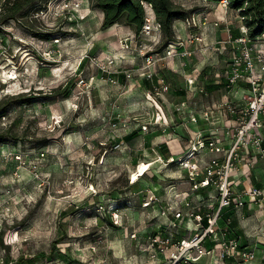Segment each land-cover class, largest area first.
Masks as SVG:
<instances>
[{
  "label": "rangeland",
  "instance_id": "rangeland-1",
  "mask_svg": "<svg viewBox=\"0 0 264 264\" xmlns=\"http://www.w3.org/2000/svg\"><path fill=\"white\" fill-rule=\"evenodd\" d=\"M76 1L77 11L62 12L65 4ZM201 1L173 0L189 15L200 11ZM37 3L35 11L28 9L17 19L6 21L4 12L0 15V99L22 93L37 96L31 104H10L0 116V133L6 138L0 142V264H19L20 258H33L23 264H144L140 230L152 232V225L156 229L163 221L158 204L142 205L150 196L145 189L152 190L145 184L167 189L179 177L186 179L178 162L164 163L161 152L166 150L160 144L167 145L169 154H182L196 128L182 124L173 106L186 100L198 108L223 96L221 88L193 94L185 87V77H195L204 86L210 79L218 82L234 47L209 45L225 29L222 21L216 27L209 24L210 18L206 23L214 29L204 32L207 48L187 43L193 32L183 24L182 32L174 28L191 54L156 65L147 77L162 76L170 83L168 93L156 98L166 124L147 95L152 88L144 86L145 76L138 73L143 65L139 46L148 43L147 36L128 34L121 23L102 28L103 15L91 8V0ZM210 5L221 10L218 2ZM218 15L230 22V32L237 29L239 12L227 9ZM36 32L49 33V39ZM125 36L131 38L129 50L119 48ZM155 47L160 52L159 44ZM111 56L118 59L116 65L111 73L102 72L95 62ZM134 176L138 183L133 187ZM155 194L162 206L173 198L172 192ZM210 202L192 203L204 210ZM260 210L237 218L249 245L257 246L255 260L243 264H264ZM113 212L119 214V224L112 221Z\"/></svg>",
  "mask_w": 264,
  "mask_h": 264
},
{
  "label": "built area",
  "instance_id": "built-area-1",
  "mask_svg": "<svg viewBox=\"0 0 264 264\" xmlns=\"http://www.w3.org/2000/svg\"><path fill=\"white\" fill-rule=\"evenodd\" d=\"M218 3L221 12L226 14L229 0H220ZM79 4L78 1L68 2L62 12L64 13L68 8L77 11ZM144 12L145 22L140 33L149 39L148 43L139 46L143 65L138 73L147 78L152 75V66L156 62L184 58L190 55L191 51L184 48L186 44L177 33L174 39L167 41L162 51H155V46L161 39L160 26L156 21L151 3H144ZM209 22L207 13H202L199 17L198 13L184 17L181 24L193 32L187 39V43H202L206 47L204 32L205 25ZM222 22L227 30L225 41L230 42L234 47L233 55L224 73L225 82L221 87L223 96L210 104H202L198 108L191 107L186 100L173 106V110L182 120L187 119L188 122L197 126L199 124L184 153L171 154L164 158L166 165L178 162L180 169L186 170L182 174L186 178L188 190L187 192L174 191L171 184L167 188V192H172L171 203L166 202V205L162 206L159 196L153 190L145 189L150 196L145 197L142 205L158 204L163 221L156 223L155 226L157 229L168 231L165 236L157 231L147 234V248L153 251L149 256L156 257L155 247L158 251L167 252L164 264H201L198 262L199 258L206 255L222 262H225V259L234 261L226 264L251 263L255 260L256 244L240 248L239 241L230 237L226 226L219 225L218 220L224 209L232 208L238 217L239 213L243 215L244 206L255 205L258 208H264V184L235 187L238 179H241L240 177L236 179L234 175L239 165L245 163L243 157L250 159V162L258 159L264 162V33L250 39L246 35L248 28L243 24L240 16L237 25L240 34L232 38L228 23L225 20ZM209 24L216 27L221 24V21L216 20ZM130 39L126 36L121 38L119 48L129 50ZM95 59V56L91 57V60ZM116 61L118 59L111 56L95 63L102 72L111 73L110 68L116 65ZM126 75L130 74L127 72ZM156 79L157 83L153 84L152 90L147 95L156 104L167 124L169 123L167 116L156 98L168 93L170 83L162 76H157ZM185 79V87L188 91L193 94L207 95L206 87L195 77L187 76ZM238 91L240 94H237ZM219 127L221 133H218ZM203 151L212 154L204 162L201 158ZM181 178L177 180L184 182L185 180ZM135 181L131 178V183ZM201 189H207L208 201H211L204 206L203 211L196 209L192 203L197 202L193 200V197H197V191ZM210 191L215 192L216 195L213 196ZM111 218L115 224H119L117 212H113ZM184 222L193 226L192 229L190 228L192 234L178 238L182 232L186 231L180 226ZM187 224L185 226L189 228ZM187 231L189 233L190 230ZM131 237H135V234L132 233ZM206 240L215 241L217 247H205Z\"/></svg>",
  "mask_w": 264,
  "mask_h": 264
},
{
  "label": "trees",
  "instance_id": "trees-1",
  "mask_svg": "<svg viewBox=\"0 0 264 264\" xmlns=\"http://www.w3.org/2000/svg\"><path fill=\"white\" fill-rule=\"evenodd\" d=\"M210 2H219L220 0H207ZM2 9L0 10V15L4 12V20L17 19V15H25L28 9L35 11L37 7V0H3ZM151 3L153 12L156 16V21L158 22L161 30V39L159 42V51H162L167 44V41L175 38L176 32L174 30V21L182 20L184 17L189 15V10L184 7L176 5L173 0H91L90 6L93 9H97L103 15L101 21V27H110L113 24L121 23L128 28H130L135 35L140 34V29L145 22V12L144 3ZM24 7L27 9L23 10ZM228 9L236 10L242 17V22L248 28L246 35L250 39L264 33V0H229ZM26 11V12H25ZM234 30V31H233ZM231 32V37H236L240 34L239 29H233ZM36 35L41 39H49V33L36 32ZM86 59L80 62V66H84ZM227 69V68H226ZM204 70V69H202ZM225 73V72H224ZM224 73L220 74L218 82L208 80L205 82V87L207 92H212L221 88L225 82ZM212 75V74H211ZM214 79V78H213ZM144 86H147L150 90L152 85L157 82L156 77L148 79L146 77H141ZM67 82L66 85H68ZM180 95H184L183 90H177ZM50 93L49 95H51ZM22 94L17 95H7L0 99V116L5 115L8 106L13 103L18 105L31 104L36 101L34 95L22 96ZM67 97V96H66ZM183 101V100H182ZM135 132H131L130 135H134ZM6 141L5 134L0 133V142ZM160 146L164 147L166 152H161L164 158L171 156L169 151H167V145L162 143ZM146 173V171L144 172ZM253 182L251 185H259V182L255 181V175L253 176ZM138 181H135L131 186H135ZM203 211V209H198ZM248 211H254L252 208L249 209L246 206L243 207V214L245 215ZM237 214L232 208L224 209L219 216V225H225L228 230V235L239 241L240 248L248 247L249 240L243 233L242 228L237 224ZM229 219V221L227 220ZM228 221V222H227ZM112 224V223H111ZM183 235L178 236L180 238ZM217 247L215 241L206 240L205 247ZM33 258H20L17 263L23 264L24 261ZM226 263L234 262L232 259H225Z\"/></svg>",
  "mask_w": 264,
  "mask_h": 264
},
{
  "label": "crops",
  "instance_id": "crops-1",
  "mask_svg": "<svg viewBox=\"0 0 264 264\" xmlns=\"http://www.w3.org/2000/svg\"><path fill=\"white\" fill-rule=\"evenodd\" d=\"M211 3H214V2H210V1H207V0H202L201 1V6H200V11L198 12V17L202 13H207L208 16H209V18H210V20H212V21H216V20L223 21V20H225V22L228 23V25H229L230 22L227 21L226 18L218 17L219 16L218 14H221V12H220L221 10H215L214 11L210 7L211 6L210 5ZM181 25H182L181 23H178V24L174 23V28L177 31H181V30L183 31L184 28H182ZM175 26H177V27H175ZM236 28H237V26H236ZM124 29H125V31L128 34H133L134 35V32L130 28H128V27L126 28L125 27ZM218 29H220V28H218ZM205 30L206 31H208V30L213 31L214 29H213L212 26L208 25V27L207 26L205 27ZM177 31H176V33H177ZM225 31H226V28L225 29L221 28L220 31H219L220 34L218 35V33H217V36H216V39H215L216 41H213V43L210 41L209 45H213L214 43L216 44V42H220V43H230V42H226L225 41V39L227 37V34H225V36H224ZM230 45L233 46V44H231V43H230ZM184 48H185V46H184ZM184 48H181V49H184ZM171 59H177L178 61L180 60V58H171ZM168 60H170V59H168ZM168 60H162V61L156 62L152 67H155L156 65L157 66H162V65H164L165 62L168 63ZM170 89H171V87H170ZM237 94H240L239 91H238ZM191 107H195V106H191ZM181 123L182 124H186V123L187 124L188 123L189 124H193V123L188 122L187 119L181 120ZM193 125L196 128H192L191 129V131H190L191 137L194 134V132L198 129L197 124H193ZM217 130H218V133H221V128L220 127ZM263 135H264V132H263ZM176 155H178V154H176ZM211 156H212L211 153L205 152V151H203V153L201 154V158H202L203 162L204 161H207ZM243 159H244V162L245 163L240 164L239 167H238V170L234 172V175L236 176V179H237V177H240V179H241V180L238 179L237 183L235 184V187L241 188V187H247L248 185H251V183L253 182L252 180H253V176L254 175H255V181L256 182H259L260 183L259 185H263L264 184V163H263V161H261V160L258 159V160H253L252 162H250V159H247V157H243ZM257 162H259V163H257ZM260 164L263 165V166L258 167ZM183 174H184V172H183ZM176 183H174L172 185V187H173L172 190H174V191H175V189H177L179 191H183L185 189V187H187V183L186 182L178 181L177 185H176ZM145 185L146 186L148 185V187L151 188L155 193L162 194L163 192H165V193L167 192V189L165 187L159 188L160 185L158 183H155V184L146 183ZM158 188H159V190H158ZM167 194L169 195L170 192H167ZM207 194H208L207 189L198 190L197 191V198H195V200L197 202H205V201H208V197H207L208 195ZM166 202H167V200H166ZM247 208H249V209L252 208L255 211L258 210V208L255 205L254 206L253 205H248ZM261 212H264V208H262V211ZM185 225H186V222H184L183 224H181L180 225L181 226V229L186 230V231L187 230H190V231H189V233L182 232V235H191L192 234V231H191L192 228L191 229H190V227L187 228ZM190 226H191V224H190ZM149 230H150L149 228H145V227L141 228V230H140L141 233H140L139 238H138L141 241V243H143V245H144L143 250H145V253L144 254H146V259H145L144 264H164V262L166 260L165 257L167 256V252H165V251H162V252L161 251H158V248L155 247L154 250H157L156 251V257L155 258H151L149 256L150 253L153 252L152 249L147 248V243H146V236L150 232ZM151 231H157L162 236H165V235L168 234V231L163 230V229H157V228L155 229V227L153 225H152V230ZM148 258L154 259L155 261L154 262L149 261ZM198 262L201 263V264H226L225 262H222L220 260H214V259L210 258L207 255L206 256H201L199 258Z\"/></svg>",
  "mask_w": 264,
  "mask_h": 264
},
{
  "label": "bare ground",
  "instance_id": "bare-ground-1",
  "mask_svg": "<svg viewBox=\"0 0 264 264\" xmlns=\"http://www.w3.org/2000/svg\"><path fill=\"white\" fill-rule=\"evenodd\" d=\"M137 179L136 176H134V180Z\"/></svg>",
  "mask_w": 264,
  "mask_h": 264
}]
</instances>
